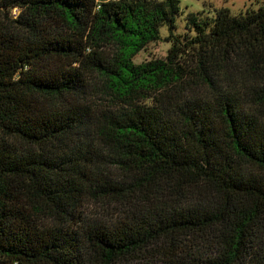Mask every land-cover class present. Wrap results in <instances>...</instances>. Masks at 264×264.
I'll return each instance as SVG.
<instances>
[{"label":"trees","instance_id":"16d2710c","mask_svg":"<svg viewBox=\"0 0 264 264\" xmlns=\"http://www.w3.org/2000/svg\"><path fill=\"white\" fill-rule=\"evenodd\" d=\"M178 13L0 0V264H264V3Z\"/></svg>","mask_w":264,"mask_h":264},{"label":"rangeland","instance_id":"374dc122","mask_svg":"<svg viewBox=\"0 0 264 264\" xmlns=\"http://www.w3.org/2000/svg\"><path fill=\"white\" fill-rule=\"evenodd\" d=\"M179 13L175 17L174 33H181L185 29V15L194 13L199 17H213L215 8L227 7L234 15L244 13L246 9H255L264 0H177ZM166 25L158 29L159 40L150 42L134 57V62L140 63L150 58H158L165 55L166 49L170 46L169 40L166 39L168 34Z\"/></svg>","mask_w":264,"mask_h":264}]
</instances>
